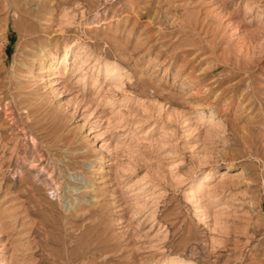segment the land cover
<instances>
[{
    "label": "rangeland",
    "instance_id": "obj_1",
    "mask_svg": "<svg viewBox=\"0 0 264 264\" xmlns=\"http://www.w3.org/2000/svg\"><path fill=\"white\" fill-rule=\"evenodd\" d=\"M0 264H264V0H0Z\"/></svg>",
    "mask_w": 264,
    "mask_h": 264
},
{
    "label": "bare ground",
    "instance_id": "obj_2",
    "mask_svg": "<svg viewBox=\"0 0 264 264\" xmlns=\"http://www.w3.org/2000/svg\"><path fill=\"white\" fill-rule=\"evenodd\" d=\"M67 61L68 60H67V53H66L65 56H64V58H63V60H62V64L67 63ZM52 65H54V66H52ZM55 65H56L55 62L51 63L50 66H49L50 67L49 70L52 71V72H56L57 66H55ZM203 114H205V113L203 112ZM208 176H209V174L205 178H208Z\"/></svg>",
    "mask_w": 264,
    "mask_h": 264
}]
</instances>
